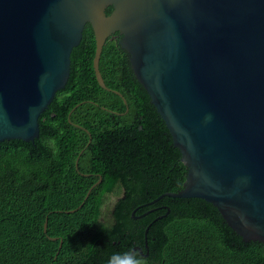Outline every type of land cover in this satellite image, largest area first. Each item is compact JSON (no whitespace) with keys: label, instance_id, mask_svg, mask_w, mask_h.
Returning <instances> with one entry per match:
<instances>
[{"label":"water","instance_id":"water-1","mask_svg":"<svg viewBox=\"0 0 264 264\" xmlns=\"http://www.w3.org/2000/svg\"><path fill=\"white\" fill-rule=\"evenodd\" d=\"M86 24L98 84L109 90L99 60L118 39L187 169L151 203L203 199L244 241L264 243V0H0V142L39 137Z\"/></svg>","mask_w":264,"mask_h":264},{"label":"trees","instance_id":"trees-1","mask_svg":"<svg viewBox=\"0 0 264 264\" xmlns=\"http://www.w3.org/2000/svg\"><path fill=\"white\" fill-rule=\"evenodd\" d=\"M117 41L108 37L100 55L107 90L86 24L65 87L39 117V137L0 142V264H109L134 245L144 264H264V243L244 241L205 200L151 203L179 190L187 169ZM117 188L124 198L110 224L102 198Z\"/></svg>","mask_w":264,"mask_h":264},{"label":"flooded vegetation","instance_id":"flooded-vegetation-1","mask_svg":"<svg viewBox=\"0 0 264 264\" xmlns=\"http://www.w3.org/2000/svg\"><path fill=\"white\" fill-rule=\"evenodd\" d=\"M124 198V190L122 188H117L113 192L106 194L102 198V206L103 210L108 209L109 212L107 214H103L102 217L103 219L107 222H111L110 224H115L116 223V205L119 202L120 199ZM138 208L136 207L135 209L132 210L131 215L132 217H135L134 214ZM57 238V237H55ZM120 243V240L118 241ZM136 248L134 251L141 253V247L139 245H134L133 248ZM139 248V249H137Z\"/></svg>","mask_w":264,"mask_h":264},{"label":"clouds","instance_id":"clouds-1","mask_svg":"<svg viewBox=\"0 0 264 264\" xmlns=\"http://www.w3.org/2000/svg\"><path fill=\"white\" fill-rule=\"evenodd\" d=\"M109 264H144V259L140 257L134 250L125 253L114 254Z\"/></svg>","mask_w":264,"mask_h":264},{"label":"rangeland","instance_id":"rangeland-1","mask_svg":"<svg viewBox=\"0 0 264 264\" xmlns=\"http://www.w3.org/2000/svg\"><path fill=\"white\" fill-rule=\"evenodd\" d=\"M105 212L107 211V209L104 210Z\"/></svg>","mask_w":264,"mask_h":264}]
</instances>
